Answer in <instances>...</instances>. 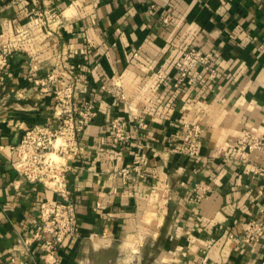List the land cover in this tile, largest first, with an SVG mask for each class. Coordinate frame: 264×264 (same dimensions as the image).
<instances>
[{"label":"crops","instance_id":"obj_1","mask_svg":"<svg viewBox=\"0 0 264 264\" xmlns=\"http://www.w3.org/2000/svg\"><path fill=\"white\" fill-rule=\"evenodd\" d=\"M4 46L12 56L0 73V264H264V237L243 240L263 217L264 156L226 160L244 129L264 136V0H156L153 9L139 0H0ZM191 48L213 55L218 77L200 67L193 85L176 87ZM68 87L75 106L97 112L67 161L83 236L43 258L40 207L62 195L21 177L12 148L30 129L59 127L57 93ZM140 118L147 128L138 131ZM115 119L129 123L131 142L114 141ZM187 125L203 129L196 158L172 152ZM135 166L145 177L125 182L121 170Z\"/></svg>","mask_w":264,"mask_h":264},{"label":"built area","instance_id":"obj_2","mask_svg":"<svg viewBox=\"0 0 264 264\" xmlns=\"http://www.w3.org/2000/svg\"><path fill=\"white\" fill-rule=\"evenodd\" d=\"M139 1L150 4L152 9L155 7L156 0ZM169 19L170 16L166 17L165 22ZM11 56V48L7 46L0 48V73L7 69ZM200 67L210 72L211 80L218 77V72L213 68L212 54L204 53L197 48L189 49L178 64L175 86L193 85L196 82L194 72ZM49 80L55 82L56 77L51 76ZM116 85L114 95L123 98L122 88ZM105 89L110 92L109 88L105 87ZM57 100L56 114L61 120L59 127L57 129L43 127L30 129L24 134L21 142L12 148L15 155L12 165L21 177L31 183H43L62 195V201L46 202L40 207L41 224L38 227L36 239L41 243L43 258L56 257L59 246L65 241L80 240L83 236L76 205L70 198L67 185L66 175L70 170V164L67 161L78 150L79 136L97 116L94 106L89 102L75 106L72 87L60 90L57 93ZM136 125L135 128L138 131L147 128L143 118H140ZM111 127L116 143L131 142L133 135L129 123L115 119L111 122ZM202 140L203 129L199 125H187L181 142L172 148V152L196 158L200 154ZM253 155L264 156V136L258 135L253 130L244 129L237 140L229 144L226 160L247 163ZM258 172L263 173L264 166ZM120 175L125 182L145 177L144 171L138 166L124 168ZM262 214V219H253L248 223L243 239L245 243L249 244L264 237V209ZM98 236V234H93L90 238L94 239Z\"/></svg>","mask_w":264,"mask_h":264},{"label":"rangeland","instance_id":"obj_3","mask_svg":"<svg viewBox=\"0 0 264 264\" xmlns=\"http://www.w3.org/2000/svg\"><path fill=\"white\" fill-rule=\"evenodd\" d=\"M58 159V158H57ZM59 160V159H58Z\"/></svg>","mask_w":264,"mask_h":264}]
</instances>
